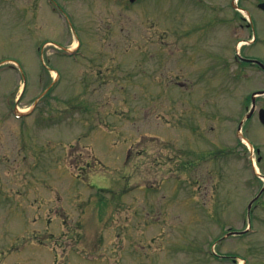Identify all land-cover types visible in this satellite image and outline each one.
Segmentation results:
<instances>
[{"label":"rangeland","instance_id":"374dc122","mask_svg":"<svg viewBox=\"0 0 264 264\" xmlns=\"http://www.w3.org/2000/svg\"><path fill=\"white\" fill-rule=\"evenodd\" d=\"M92 1L68 0V21L0 0V264H264L258 112L242 134L261 152L238 139L264 73L216 63L225 0Z\"/></svg>","mask_w":264,"mask_h":264},{"label":"flooded vegetation","instance_id":"af4514ba","mask_svg":"<svg viewBox=\"0 0 264 264\" xmlns=\"http://www.w3.org/2000/svg\"><path fill=\"white\" fill-rule=\"evenodd\" d=\"M67 1L68 0H53L60 16H62L65 20L72 21L70 13H68L65 9L66 6H69L66 5ZM98 1L107 5H118L122 3L126 5V7L131 6V3H135H130L128 0ZM195 3H197V0H195ZM89 4H96L95 0ZM222 6L224 7L223 12H218L216 14L217 16L212 18V21L223 25L225 31L232 30L233 34L228 33V35L223 36L222 34L219 36L222 37V39H220L222 40V45L226 47V50H223V54L219 56L216 63L219 65H236L237 67H241L243 69H259V71L263 73L264 65L261 63L264 64V0H225ZM83 9L86 10L85 4ZM211 16L212 14L209 13L206 17L208 20L204 19V23H202L203 28H199L201 23L195 21L196 18H193L190 23V28L185 31L181 30L180 36L188 37L189 47L194 48L198 45L197 42L200 39H197V36H199V34L203 35V37L208 35V32L211 30L209 27L212 26L209 24ZM82 25L83 29L87 31L85 22L82 23ZM135 47L144 48L145 46H135L132 44L129 45L128 48L131 50ZM183 47L184 43L183 40H181L180 44L178 43V49L180 52L184 50ZM232 50H234L233 55ZM181 56L186 58L184 54ZM257 90H264V87L258 88ZM220 256L230 257L231 255L220 254ZM234 260L236 261V259Z\"/></svg>","mask_w":264,"mask_h":264},{"label":"water","instance_id":"95a60500","mask_svg":"<svg viewBox=\"0 0 264 264\" xmlns=\"http://www.w3.org/2000/svg\"><path fill=\"white\" fill-rule=\"evenodd\" d=\"M255 108H256V102H255V98H254L253 99V108H252L251 112L247 115V117H250L253 114ZM260 118L264 122V108L260 110Z\"/></svg>","mask_w":264,"mask_h":264}]
</instances>
